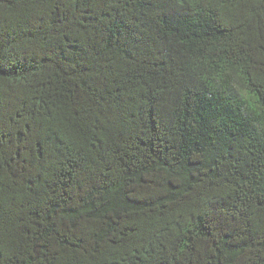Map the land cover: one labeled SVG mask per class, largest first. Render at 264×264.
I'll use <instances>...</instances> for the list:
<instances>
[{"label":"trees","instance_id":"16d2710c","mask_svg":"<svg viewBox=\"0 0 264 264\" xmlns=\"http://www.w3.org/2000/svg\"><path fill=\"white\" fill-rule=\"evenodd\" d=\"M0 264H264V0H0Z\"/></svg>","mask_w":264,"mask_h":264}]
</instances>
